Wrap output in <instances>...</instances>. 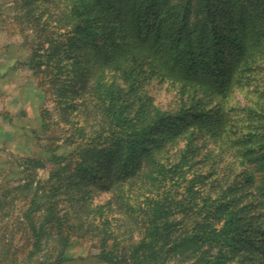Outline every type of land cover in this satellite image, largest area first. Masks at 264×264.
I'll use <instances>...</instances> for the list:
<instances>
[{
    "label": "trees",
    "instance_id": "trees-1",
    "mask_svg": "<svg viewBox=\"0 0 264 264\" xmlns=\"http://www.w3.org/2000/svg\"><path fill=\"white\" fill-rule=\"evenodd\" d=\"M111 1L71 0L68 10H61L60 17L47 32L40 26L42 16L35 15L33 3L26 4L31 10L27 9L30 19L27 16L25 20L33 28L41 44L49 46L44 51L49 60L47 68L40 71L45 74L44 79L39 81L40 86L48 91L50 85L55 84L54 89L62 93L61 101L67 98V80L62 78L66 71L63 62L71 57L76 69L84 64V61H78L79 41L84 43L82 47L90 50L85 54L87 64L94 61L93 68L87 72L92 83L90 91L96 98L99 97L98 109L105 118L103 121L107 122L108 130L112 134L118 133V136L111 137L107 142H112L111 146L122 143L129 151L126 157L115 149L95 148L89 151L80 162V174L74 176L72 181H76L75 184L79 186L85 180L89 185L99 184V191L107 190L112 185L121 188L126 182L127 173H132L130 171L135 169L143 170L141 177L130 187V190L134 186L137 188L135 196L127 194L128 189L126 191L124 188L113 196L115 209L127 214L129 221L142 230V239L138 243L129 244L131 228L127 226L128 222H122L118 226L115 216L110 220L107 218L106 229H101L104 232L101 243L106 246L108 241L109 249L101 252L99 258L113 262L116 254H124L125 251L129 253V262H125L127 264H161L162 257L166 262L171 256L178 260L205 264L201 245L210 238H216V234L211 235L214 231L210 230L213 229L210 222H197L194 234L177 237L174 225L168 219V211L164 210L168 199L163 197L162 200L159 194H153L151 185L156 179L155 174H166L167 163L161 155L165 141L173 146L180 134H187L180 161L185 159L191 143L188 139L196 128L198 130L195 132H200L202 128V125L193 124L192 120H195V123H203L209 133L213 134L218 129L220 135L229 140L234 157L246 167L245 183L250 187V204L256 208L261 207L264 213V123L254 127L250 120L254 117L264 119V109L260 102H256L255 106L241 108L243 111H240L231 102L234 91L242 89L253 79V64L258 53L261 54L259 51L264 49V0H250L253 9L246 10L247 14L242 5L244 0H197V6L204 9H196L192 26L185 11L189 8V2L187 7H183L171 4L169 0H128L130 4L127 6L120 0L119 7L113 8ZM119 8L121 10L117 12ZM255 25L259 31H254ZM91 52L95 55L90 59ZM122 64L145 66L147 69H144V77L156 76L175 87L178 95L175 111L166 112L159 106L154 108L148 97L132 94L128 88L127 91L120 89L114 82L117 75L111 70H117ZM80 68L82 70L77 79L83 87L86 85V71L81 66ZM60 76L62 80L58 83ZM126 76L127 74H122V77ZM134 85L135 82H132V86ZM262 97L264 94L260 100ZM74 105L77 106H72ZM233 123L253 128L255 132L248 131L244 136L236 137L232 133ZM190 125L195 129L189 131ZM209 126L214 130L209 129ZM84 136L83 134V138ZM238 145L242 146L241 149L246 146V150L241 151ZM60 160L63 158H55V161ZM142 161L144 165L140 168ZM110 162L117 163V166L111 167L110 174L104 179ZM133 162L134 167L129 169ZM178 165L177 163L175 168ZM66 172L67 167H63L53 172L51 177L56 181V177ZM39 186L46 187L49 196H45L42 203L38 202L39 205L31 200L23 213V218L30 226L28 234L33 235L35 249H32L31 256L39 248L44 227L51 220L52 227L48 229H53L59 236L63 234V224L55 213L56 201L52 203L51 199L67 185L63 181L52 185L47 180L40 182ZM26 188L23 185V189ZM238 192L237 185V197H233L230 203L234 206L241 195ZM38 208L44 211L41 218L34 214ZM223 211L222 221L226 235L247 231L244 228L246 215L244 213L243 216V209L226 206ZM94 227V233L100 231L99 226ZM257 236L260 245L254 255L251 251ZM244 240L247 245L244 259L252 264H264V229L250 231ZM198 252L199 256H195Z\"/></svg>",
    "mask_w": 264,
    "mask_h": 264
},
{
    "label": "rangeland",
    "instance_id": "rangeland-1",
    "mask_svg": "<svg viewBox=\"0 0 264 264\" xmlns=\"http://www.w3.org/2000/svg\"><path fill=\"white\" fill-rule=\"evenodd\" d=\"M119 1L112 0L111 7L118 8ZM121 1L127 6L130 4L128 0ZM169 2L183 7H187L189 2V8L185 11L191 26L196 9H204L197 6V0ZM250 2H242L246 14V10L253 9ZM31 3L35 7V15L42 16L40 26L47 32L60 17L61 10H68L71 0H0V264H127L129 253L125 251L124 254H116L113 262L99 258L101 252L109 249L108 241L105 244L107 247L101 243L104 233L101 229H106L107 218L110 220L115 216L118 226L122 222H128L127 226L131 228L129 244L138 243L142 239V230L129 221L127 214L115 209L113 196L119 194L122 188L128 189L127 194L135 196L137 188L134 186L130 190V187L141 177L143 170L135 169L130 171L132 173H127L126 182L121 188L112 185L107 190L99 191V184L89 185L85 180L79 186L75 184L76 181H72L74 176L80 174V162L89 151L95 148L115 149L122 156L128 155L129 151L122 143L111 146L112 142H107L111 137L118 136V133L112 134L108 130L107 122L103 121L105 118L98 109L99 97L96 98L90 91L92 83L87 72L93 68L94 61L86 63L85 54L90 50L82 47L83 42L77 43L80 52L78 61H84L80 66L86 71V85L82 87L78 81L77 76L82 69L80 66L76 69L74 60L70 57L63 62L66 71L62 78L67 80L66 99L61 101L62 93L54 89L55 84L50 85L48 91L40 86L39 81L45 77L40 71L47 68L49 60L44 51L49 46L41 44L33 28L25 22L29 9L26 4ZM120 10L121 8L117 12ZM254 31H259L257 25ZM259 52L261 54L258 53L251 70L253 79L233 93L231 102L239 109L255 106L256 102H260L264 109V97L260 100L264 94V49ZM91 53L90 59L95 55ZM48 55L51 57L50 53ZM144 69L147 67L122 64L117 70L111 71L117 75L114 82L120 89L128 88L132 94L148 97L154 108L159 106L166 112H174L178 97L175 87L156 76L144 77ZM122 74H127L126 78ZM61 80L60 76L58 83ZM132 82H135L134 86ZM73 104L80 106H72ZM250 120L254 127L264 123V119L260 117ZM192 122L202 125V128L200 132H195L198 128L189 126V131L195 130L188 139L191 143L183 161H180V154L185 149L187 134H180L173 146L165 141L161 155L167 163L166 174H155L156 179L151 185L152 193L159 194L162 200L163 197L168 199L164 210L168 211V219L174 225L177 237L194 234L197 222H210L213 228L210 230L214 231L211 235L216 234V238H210L201 245L205 264H252L244 259L247 249L244 239L249 236L250 231L264 229V213L261 207L256 208L250 204V187L245 183L246 167L234 157L229 140L222 137L218 129L214 130L211 126L214 130L212 134L203 123H195V120ZM232 130L236 137H242L248 131L255 132L253 128L236 123L232 124ZM259 131L263 132L261 129ZM237 147L241 151L246 150V146L243 149L241 145ZM57 157L63 160L55 161ZM177 163L179 165L175 168ZM134 165V162L131 163L129 169ZM143 165L142 161L140 168ZM115 166L117 163L110 162L104 179L110 174L111 167ZM63 167H67V172L56 177L55 181L51 174ZM52 169L55 170L51 173ZM47 180L52 185L61 181L67 185V189L58 190V194L51 199L52 203L56 201L55 213L63 224V234L59 236L53 229H48L52 227L51 220L44 227L39 248L31 256L35 249L33 235L28 234L30 226L23 218V213L28 209L31 200L39 205L38 202L42 203L45 196H49L47 188L39 186L40 182ZM236 184L240 191L237 194L241 195L234 206L230 203L233 197H237ZM23 185L27 188L23 189ZM226 206L243 209V216L249 209L245 213V233L226 235L222 221ZM34 214L41 218L44 211L38 208ZM38 223L39 220L36 222L37 226ZM94 225L99 226L101 232L97 230L94 233ZM257 241L258 236L256 242L253 241L251 252L254 255L260 245V241L259 244ZM196 255L199 256V252ZM163 259L162 257L161 264H195L191 260L174 259L173 256L167 258L166 262Z\"/></svg>",
    "mask_w": 264,
    "mask_h": 264
},
{
    "label": "crops",
    "instance_id": "crops-1",
    "mask_svg": "<svg viewBox=\"0 0 264 264\" xmlns=\"http://www.w3.org/2000/svg\"><path fill=\"white\" fill-rule=\"evenodd\" d=\"M6 70H7V68L5 67V68H4V71H6ZM0 74H1V73H0ZM6 106H7V105H6ZM7 110H9V108H8ZM0 142H1V141H0ZM1 143H2V142H1Z\"/></svg>",
    "mask_w": 264,
    "mask_h": 264
}]
</instances>
